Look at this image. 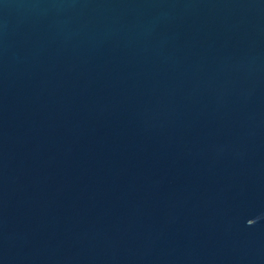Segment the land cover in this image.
<instances>
[{"label": "water", "instance_id": "obj_1", "mask_svg": "<svg viewBox=\"0 0 264 264\" xmlns=\"http://www.w3.org/2000/svg\"><path fill=\"white\" fill-rule=\"evenodd\" d=\"M0 264H264V0H0Z\"/></svg>", "mask_w": 264, "mask_h": 264}]
</instances>
